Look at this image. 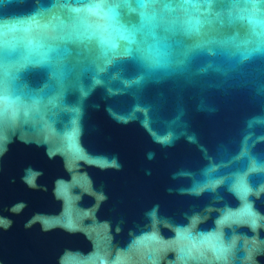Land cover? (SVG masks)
Segmentation results:
<instances>
[{
    "label": "water",
    "instance_id": "water-1",
    "mask_svg": "<svg viewBox=\"0 0 264 264\" xmlns=\"http://www.w3.org/2000/svg\"><path fill=\"white\" fill-rule=\"evenodd\" d=\"M0 0V264H264V0Z\"/></svg>",
    "mask_w": 264,
    "mask_h": 264
},
{
    "label": "snow or ice",
    "instance_id": "snow-or-ice-1",
    "mask_svg": "<svg viewBox=\"0 0 264 264\" xmlns=\"http://www.w3.org/2000/svg\"><path fill=\"white\" fill-rule=\"evenodd\" d=\"M91 3H92V8L89 9L90 12L94 14H101L108 19L112 18V12L109 10V8L105 7L107 0H91ZM4 103L5 101L3 97H0V119L3 118Z\"/></svg>",
    "mask_w": 264,
    "mask_h": 264
}]
</instances>
